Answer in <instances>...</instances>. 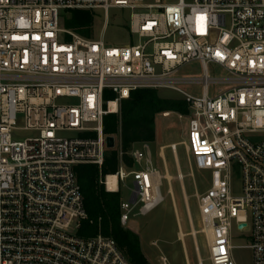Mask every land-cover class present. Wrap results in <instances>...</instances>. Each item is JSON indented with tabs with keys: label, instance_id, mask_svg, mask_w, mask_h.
Returning a JSON list of instances; mask_svg holds the SVG:
<instances>
[{
	"label": "built area",
	"instance_id": "built-area-1",
	"mask_svg": "<svg viewBox=\"0 0 264 264\" xmlns=\"http://www.w3.org/2000/svg\"><path fill=\"white\" fill-rule=\"evenodd\" d=\"M172 1L0 0V264H131L113 238L79 235L88 216L75 169L104 166V119L140 89L177 92L187 105V115L162 118L188 121L187 140L169 148L177 157L184 146L210 174L198 196L210 263L236 264L235 226L250 231L253 264H264V0ZM112 10L129 14L137 44L105 41ZM72 11L103 12L102 36L62 28L61 14ZM192 62L203 77L177 78ZM209 65L227 78H210ZM189 84H200L202 96L180 90ZM212 84L227 88L210 96ZM20 132L32 135L16 140ZM131 157L137 170L121 164L102 182L120 193L132 179L131 198L120 206L123 227L164 201L148 144Z\"/></svg>",
	"mask_w": 264,
	"mask_h": 264
},
{
	"label": "rangeland",
	"instance_id": "rangeland-1",
	"mask_svg": "<svg viewBox=\"0 0 264 264\" xmlns=\"http://www.w3.org/2000/svg\"><path fill=\"white\" fill-rule=\"evenodd\" d=\"M178 0H173L176 3ZM192 2V0H187ZM147 4L154 3V0H146ZM93 23L91 27L92 38L99 39L102 36L104 26V14L101 11L91 13ZM71 12L61 14L60 25L66 27ZM109 26L105 33V41L114 47H121L128 44H137V40L130 36L126 26L129 19L128 13L112 10L109 13ZM210 78L226 79L227 74L212 65L208 66ZM204 71L199 62H192L186 65L177 74V78L200 80ZM180 90L193 96H202L200 84L180 85ZM225 85H210L208 93L210 96L219 94L226 90ZM160 97L173 100H182L181 94L170 90H158ZM157 137L160 146L181 144L187 140L188 121H180L176 116L170 118L157 117ZM19 127H23L19 123ZM30 132H20L14 135L16 140H24L31 137ZM73 134H63V137H70ZM264 140V134L260 136ZM107 147L120 150L121 143L119 136H107ZM153 166L158 169L162 177L161 193L164 201L153 212L147 216L132 218L130 223L123 227L137 234L140 238L141 251L149 264H162L166 259L168 264H211L208 254V239L204 233L206 228L200 216L198 196L209 189V173L200 171L194 165L192 156L186 148L180 145L177 149V157L172 151H165L164 166L163 159L157 150L159 146H149ZM143 146L134 147L130 155L142 150ZM178 159V160H177ZM169 173L173 180L166 182L164 176ZM132 179L121 184V200L129 201L132 194ZM106 189V187H105ZM107 191V189H106ZM108 192V191H107ZM233 196L240 197L241 182L238 179L233 186ZM75 232V225L72 229ZM196 233V236L192 234ZM180 233L186 236L180 240ZM250 231L245 230L243 234L234 226L231 233V244L235 247L233 257L236 264H253V254L247 246L250 245ZM199 251L197 250V244Z\"/></svg>",
	"mask_w": 264,
	"mask_h": 264
},
{
	"label": "trees",
	"instance_id": "trees-1",
	"mask_svg": "<svg viewBox=\"0 0 264 264\" xmlns=\"http://www.w3.org/2000/svg\"><path fill=\"white\" fill-rule=\"evenodd\" d=\"M92 23L91 13L72 11L65 25L90 38ZM114 99V95H106L107 101ZM169 112L187 115V105L182 100L162 98L157 90L134 91L129 100L121 103L119 115H109L104 119L105 136H119L121 149L109 151L101 169L93 165H81L75 169L88 216L82 223L79 235L89 238L102 234L113 238L131 264L149 263L142 254L139 236L121 225V194L107 192L102 179L115 175L121 162L132 168L130 153L134 146L153 144L156 140V119Z\"/></svg>",
	"mask_w": 264,
	"mask_h": 264
},
{
	"label": "crops",
	"instance_id": "crops-1",
	"mask_svg": "<svg viewBox=\"0 0 264 264\" xmlns=\"http://www.w3.org/2000/svg\"><path fill=\"white\" fill-rule=\"evenodd\" d=\"M178 100H180V99H178ZM183 101V100H182ZM169 113H173V112H169ZM161 117H162V115H160ZM159 117V116H158ZM157 120V119H156ZM120 143H121V139H120ZM155 145H157V146H159L158 147V151H159V156H164L165 155V151L167 150V149H169V147L171 146V145H174V144H171V145H166V146H160L159 145V143H158V137H157V123H156V140H155V142L153 143V144H148V146H155ZM138 146H143V144H138V145H136V147H138ZM135 147V146H134ZM150 148V147H149ZM111 150H115V149H111ZM108 152H109V150H108ZM131 156V155H130ZM122 157V155H120V158ZM133 160V159H132ZM121 164H123V162H121L120 163V166H121ZM127 169H129V170H137L138 169V167L134 164V162H133V167L132 168H128L125 164H123ZM120 166H119V168H120ZM119 170V169H118ZM158 170V169H157ZM118 172V171H117ZM116 175V174H115ZM109 176H114V175H109ZM103 180L104 179H102V182H103ZM110 193V192H109ZM119 194H121V188H120V193ZM123 201L121 200V203H122ZM122 225V224H121Z\"/></svg>",
	"mask_w": 264,
	"mask_h": 264
},
{
	"label": "bare ground",
	"instance_id": "bare-ground-1",
	"mask_svg": "<svg viewBox=\"0 0 264 264\" xmlns=\"http://www.w3.org/2000/svg\"><path fill=\"white\" fill-rule=\"evenodd\" d=\"M112 108H115V106L114 105H112ZM169 117H170V115H169ZM178 160V159H177ZM163 180L164 181H166V182H169V181H171V180H173V177L169 174V173H167L165 176H164V178H163ZM116 179L114 178V177H110L109 178V187L112 189H115L116 188ZM206 235H207V239H208V242H210L211 241V231L209 230V228H207L206 227V230H205V232H204ZM193 236H196V233L194 232V234H192ZM185 235H184V233H180V240H184L185 239ZM197 244V243H196ZM197 250L199 251V248H198V244H197Z\"/></svg>",
	"mask_w": 264,
	"mask_h": 264
}]
</instances>
